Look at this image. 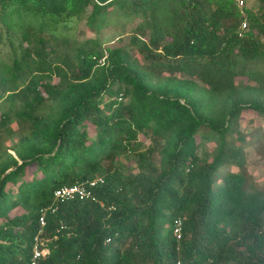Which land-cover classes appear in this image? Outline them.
Instances as JSON below:
<instances>
[{"label":"trees","instance_id":"trees-1","mask_svg":"<svg viewBox=\"0 0 264 264\" xmlns=\"http://www.w3.org/2000/svg\"><path fill=\"white\" fill-rule=\"evenodd\" d=\"M244 1L0 0V264L99 177L46 212L37 264H264V133L237 126L264 121V0Z\"/></svg>","mask_w":264,"mask_h":264},{"label":"rangeland","instance_id":"rangeland-1","mask_svg":"<svg viewBox=\"0 0 264 264\" xmlns=\"http://www.w3.org/2000/svg\"><path fill=\"white\" fill-rule=\"evenodd\" d=\"M252 3V0H246V5H250ZM77 22H71L69 26L71 27L72 31L69 33L72 35H76L81 33L83 39L88 38H95V35L89 31H81L82 25L77 26ZM68 33V34H69ZM110 38V37H109ZM134 55V52H132ZM178 78L183 79L182 76H178ZM255 119V120H254ZM257 118L254 117L252 113L249 112H243L241 114V117L237 123L238 128L242 130L246 135H248L250 132H252L255 129H258V125H261L262 132L264 133V121H260ZM23 134V130L19 133H12L7 135L5 132L3 134V142L5 145H10L14 141H16L17 136H20V134ZM139 140L143 142V149L147 148L149 146V140L145 139V137L142 135L139 136ZM212 144L207 145V147H210ZM248 162L246 165V177L248 178L249 182L257 185L261 188H264V145H256L254 149H250L248 151ZM233 170L235 168L233 167ZM221 183V180L218 181V184Z\"/></svg>","mask_w":264,"mask_h":264},{"label":"built area","instance_id":"built-area-1","mask_svg":"<svg viewBox=\"0 0 264 264\" xmlns=\"http://www.w3.org/2000/svg\"><path fill=\"white\" fill-rule=\"evenodd\" d=\"M234 3L239 10H242L245 6L244 0H234ZM242 28H245L244 24ZM102 183H103V179L99 177L72 186H64L59 189H56L53 192L55 205L53 207H49L47 209L40 211V217H39L40 229L37 235L34 237V244L32 246V260L29 262V264H37V261L39 259L44 258L48 255V250L44 248L45 240H43V238L41 237L43 233L42 229L46 225V220H45L46 212L49 210V212L52 214L57 210L58 204H64L71 200L94 201L95 197L93 196V189ZM181 226H182L181 221L177 220L175 223V228L173 230V235L177 238H180L181 236Z\"/></svg>","mask_w":264,"mask_h":264}]
</instances>
